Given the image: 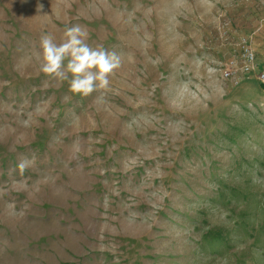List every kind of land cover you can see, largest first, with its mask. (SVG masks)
Masks as SVG:
<instances>
[{
  "label": "rangeland",
  "instance_id": "obj_1",
  "mask_svg": "<svg viewBox=\"0 0 264 264\" xmlns=\"http://www.w3.org/2000/svg\"><path fill=\"white\" fill-rule=\"evenodd\" d=\"M77 24L88 96L40 70ZM262 74L264 0H0V264H264Z\"/></svg>",
  "mask_w": 264,
  "mask_h": 264
},
{
  "label": "clouds",
  "instance_id": "obj_2",
  "mask_svg": "<svg viewBox=\"0 0 264 264\" xmlns=\"http://www.w3.org/2000/svg\"><path fill=\"white\" fill-rule=\"evenodd\" d=\"M87 40V30L77 24L65 29L60 43L51 34L42 35L39 41L41 72L52 79L68 81L69 91L75 95L88 96L107 89L110 75L122 66L120 53L93 48ZM29 163L21 161L18 167L23 171Z\"/></svg>",
  "mask_w": 264,
  "mask_h": 264
},
{
  "label": "built area",
  "instance_id": "obj_3",
  "mask_svg": "<svg viewBox=\"0 0 264 264\" xmlns=\"http://www.w3.org/2000/svg\"><path fill=\"white\" fill-rule=\"evenodd\" d=\"M243 49L244 50L242 51V54L240 56V59H241V57H243V61H244V64L242 66V71L246 72V73L253 72L257 68V66L255 64V62H256L255 56H254L252 50L246 46V43H245V46H243ZM226 74L228 75L229 78L232 77L233 74L237 77L238 68L236 67V61L231 62V65L226 70ZM261 78H260L261 81L264 83V75L263 74L261 75Z\"/></svg>",
  "mask_w": 264,
  "mask_h": 264
},
{
  "label": "trees",
  "instance_id": "obj_4",
  "mask_svg": "<svg viewBox=\"0 0 264 264\" xmlns=\"http://www.w3.org/2000/svg\"><path fill=\"white\" fill-rule=\"evenodd\" d=\"M220 243H222V241L218 240V241H215L213 244H220Z\"/></svg>",
  "mask_w": 264,
  "mask_h": 264
}]
</instances>
